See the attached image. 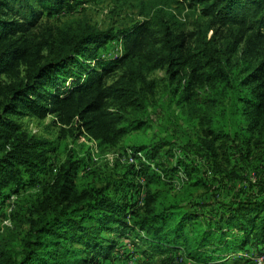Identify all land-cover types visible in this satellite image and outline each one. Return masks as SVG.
<instances>
[{
    "label": "trees",
    "instance_id": "16d2710c",
    "mask_svg": "<svg viewBox=\"0 0 264 264\" xmlns=\"http://www.w3.org/2000/svg\"><path fill=\"white\" fill-rule=\"evenodd\" d=\"M69 2L0 0V208L21 191L38 189L24 219L27 228L0 238V264L110 262L122 252V237L144 254L161 253L165 262L173 256L192 264L251 261L252 246L264 259V201L239 199L214 214L184 208L148 188L141 198L135 186L139 197L119 193L117 200L122 186L113 178L79 184L85 158L70 148L56 162L59 135H36L20 120L52 116L59 134L84 132L100 148L114 147L147 127L139 111L156 87L148 74L162 69L174 84L176 105L190 116L206 115L197 114L196 103L199 87L209 86L206 109L227 101L236 132L264 136V0H191L204 20L188 32L161 7L119 30L87 21L40 23ZM115 39L123 53L99 57ZM222 133L214 134L211 125L205 131ZM131 149L144 153L146 161L129 170L144 176L146 185H169L179 170L185 184L191 179L184 163L166 167L150 149Z\"/></svg>",
    "mask_w": 264,
    "mask_h": 264
},
{
    "label": "rangeland",
    "instance_id": "374dc122",
    "mask_svg": "<svg viewBox=\"0 0 264 264\" xmlns=\"http://www.w3.org/2000/svg\"><path fill=\"white\" fill-rule=\"evenodd\" d=\"M155 7H161L164 12L172 14L176 26L185 32L193 30L195 24L204 20L200 18L198 7L191 0H70L49 16L44 14L40 23L62 27L87 21L99 29L113 27L119 30L148 19L147 15ZM122 53V43L115 39L102 47L98 55L101 58H113ZM148 78L156 82V87L148 94L139 111L140 117L148 125L144 130L127 134L114 147L100 148L84 132L78 136L67 132L59 134L58 126L51 123L52 116L42 120L27 117L20 120L25 129L31 128L36 135L48 139H55L59 135L56 162H61L70 148L75 150L77 157L85 158L87 165L79 171V184H98L102 179L113 178L115 186H122V190L114 195L117 200L121 198L119 193L125 194L126 198L131 195L137 198L148 188L159 192L161 198L184 208L214 214L223 213L224 205L239 199L264 201V136L236 132L237 124L227 101L224 104L214 103L211 109H206L203 100L211 94L209 86L199 87L197 114L203 115L206 112V115L195 119L189 115L186 107L176 105V97L172 95L174 84L169 83L164 70L157 69L149 73ZM210 125L214 128V134L219 130L224 133L215 137L206 136L205 131ZM131 146L150 149L155 152L158 162L166 167L175 162L184 163L191 179L186 184L184 179L179 185L161 182L146 185L144 176H135L133 168L129 170L132 164L136 166L125 153ZM197 180H200V184H191ZM133 186L140 190V194L133 192ZM37 194V188H27L0 208V238L8 236V231L18 234L27 228L24 219ZM107 236L112 238L113 235L105 234ZM119 241L122 252L117 258L99 264H192L184 256L180 259L173 256V259L165 262L161 253L150 256L123 237ZM255 248L252 246L247 252L254 260L237 263L227 261V264H264L263 256L255 257L258 252ZM257 260L260 262L256 263Z\"/></svg>",
    "mask_w": 264,
    "mask_h": 264
},
{
    "label": "built area",
    "instance_id": "2783aa9c",
    "mask_svg": "<svg viewBox=\"0 0 264 264\" xmlns=\"http://www.w3.org/2000/svg\"><path fill=\"white\" fill-rule=\"evenodd\" d=\"M29 129L31 130V128H29ZM31 131H32V130H31ZM32 132H33V131H32ZM125 153H126V156L128 157V160H129V161H131V162H133V163H136V166H135L136 168L139 167L138 164H137V162H138L139 160H140V161H146L145 156H144V153H143L142 151H140V150H138V151H134V150H132L131 148H129V149L126 150ZM152 168H154L155 171H158L157 168H155L153 165H152ZM158 172H159V171H158ZM162 178L165 179L164 176H162ZM175 178H176L175 180H172V182H173L175 185H179L181 182L184 181V179H186L184 173H183L181 170H179V171L177 172V175H176ZM142 196H143V193L141 194V198H142ZM141 203H142V202L140 201L139 204H141ZM259 262H260V260L257 261V263H259Z\"/></svg>",
    "mask_w": 264,
    "mask_h": 264
}]
</instances>
